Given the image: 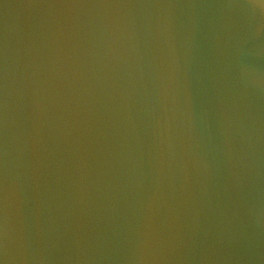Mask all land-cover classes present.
Returning a JSON list of instances; mask_svg holds the SVG:
<instances>
[{
	"label": "water",
	"instance_id": "water-1",
	"mask_svg": "<svg viewBox=\"0 0 264 264\" xmlns=\"http://www.w3.org/2000/svg\"><path fill=\"white\" fill-rule=\"evenodd\" d=\"M0 264H264V0H0Z\"/></svg>",
	"mask_w": 264,
	"mask_h": 264
}]
</instances>
